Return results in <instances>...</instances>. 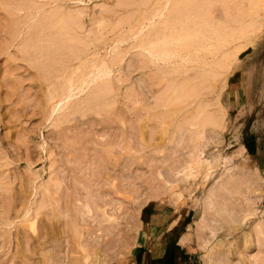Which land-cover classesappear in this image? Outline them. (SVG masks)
Here are the masks:
<instances>
[{
    "label": "rangeland",
    "instance_id": "1",
    "mask_svg": "<svg viewBox=\"0 0 264 264\" xmlns=\"http://www.w3.org/2000/svg\"><path fill=\"white\" fill-rule=\"evenodd\" d=\"M254 1L0 0V264H264Z\"/></svg>",
    "mask_w": 264,
    "mask_h": 264
},
{
    "label": "bare ground",
    "instance_id": "2",
    "mask_svg": "<svg viewBox=\"0 0 264 264\" xmlns=\"http://www.w3.org/2000/svg\"><path fill=\"white\" fill-rule=\"evenodd\" d=\"M252 1H254V0H252ZM256 1H257V0H256ZM258 1H260V0H258ZM261 1H262V0H261ZM254 3H255V1H254ZM256 3H257V2H256ZM258 5H259V4H258ZM258 5H256V6H258ZM253 7H255V5H253ZM242 8H243V7H242ZM251 9H252V6H251ZM256 9H257V7H256ZM256 9H255V10H256ZM252 10H254V9H252ZM261 10L264 11V7H263ZM246 11H247V10H246ZM249 12H250V10H249ZM254 12H255V11H254ZM244 13H245V12H244ZM256 13H257V11H256ZM256 13H255V14H256ZM253 19H254V18H253ZM244 33H245V32H244ZM239 35H240V34H239ZM243 35H244V34H243ZM229 37H231V36H229ZM232 37H233V36H232ZM232 37H231V38H232ZM173 38H174V37H173ZM182 38H183V37H182ZM231 38H230V39H231ZM240 38H241V37H240ZM176 39H177V38H176ZM232 39H233V38H232ZM227 40H228V38H227ZM221 41H222V40H221ZM224 41H225V40H224ZM181 43H182V42H181ZM154 44H155V43H154ZM182 45H183V44H182ZM169 48H170V47H169ZM157 49H158V48H157ZM155 50H156V48H155ZM152 51H153V50H152ZM158 52H159V51H158ZM158 52H157V53H158ZM60 192H61V191H60ZM73 224H74V223H73ZM75 226H76V225H75ZM257 228H258V227H257ZM257 230H258V229H257ZM263 230H264V229H263ZM74 231H76V230H74ZM79 232H80V231H79ZM258 233H259V235H260V234H261V235H264V231L259 230Z\"/></svg>",
    "mask_w": 264,
    "mask_h": 264
},
{
    "label": "crops",
    "instance_id": "3",
    "mask_svg": "<svg viewBox=\"0 0 264 264\" xmlns=\"http://www.w3.org/2000/svg\"><path fill=\"white\" fill-rule=\"evenodd\" d=\"M248 138L250 139V137H247V139H248ZM251 141H252V140H251ZM254 144H255V143H254ZM254 144H253V145H254ZM254 147H255V146H254ZM256 149H257V150H256ZM256 149L253 148V149H252V152H258V151H259V148H258V147H257ZM262 189H263V191H264V185H263V188H262Z\"/></svg>",
    "mask_w": 264,
    "mask_h": 264
}]
</instances>
